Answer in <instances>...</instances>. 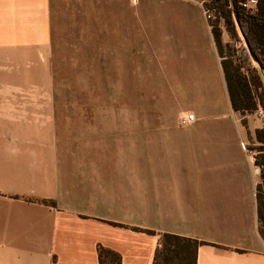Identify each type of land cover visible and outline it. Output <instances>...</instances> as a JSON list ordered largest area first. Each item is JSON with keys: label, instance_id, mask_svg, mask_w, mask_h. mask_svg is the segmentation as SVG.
<instances>
[{"label": "crops", "instance_id": "1", "mask_svg": "<svg viewBox=\"0 0 264 264\" xmlns=\"http://www.w3.org/2000/svg\"><path fill=\"white\" fill-rule=\"evenodd\" d=\"M117 2L0 0V264H99V246L120 264H152L162 233L202 242L195 264H264L249 149L264 119L231 110L196 3L151 9L164 73L180 76L194 107L190 129L167 115L55 113L61 27H80L92 10L118 18Z\"/></svg>", "mask_w": 264, "mask_h": 264}, {"label": "rangeland", "instance_id": "2", "mask_svg": "<svg viewBox=\"0 0 264 264\" xmlns=\"http://www.w3.org/2000/svg\"><path fill=\"white\" fill-rule=\"evenodd\" d=\"M170 2L196 3V0H118L117 13H114L118 18L110 17L113 13L108 10L110 14L106 21L92 10L89 13L91 19L90 16L77 19L81 25L70 28L71 34L67 27H61L51 57L53 96L58 100L55 101V113L167 115L175 117L179 127L190 129V124L183 126L180 119L193 115L194 107L181 99L180 76L164 73L162 46L159 49L157 41L160 36L152 32V28L161 25L162 21L151 17L152 13H160L151 9ZM134 6L136 10L132 11ZM100 14L104 16L103 11ZM104 22L108 25H103ZM219 27L238 55L245 54V43L232 42L222 22ZM73 30H78L74 31L77 36L73 35ZM39 78L47 80V75H29V82ZM257 146L251 145L249 149L254 150ZM257 176L260 177V169Z\"/></svg>", "mask_w": 264, "mask_h": 264}, {"label": "trees", "instance_id": "3", "mask_svg": "<svg viewBox=\"0 0 264 264\" xmlns=\"http://www.w3.org/2000/svg\"><path fill=\"white\" fill-rule=\"evenodd\" d=\"M244 0H211L207 7L217 16L209 21L211 34L219 57L229 105L241 116L260 110L264 119V0H258V10L249 14L242 6ZM222 24L232 42L246 43L245 54L230 43H223ZM241 37V40H239ZM251 59L256 63L252 64ZM245 124V121H243ZM257 142L255 164L260 169L261 183L256 187V211L259 234L264 241V128L254 133ZM202 242L174 234L158 235L152 264H195L197 247ZM99 264H120V256L98 247Z\"/></svg>", "mask_w": 264, "mask_h": 264}, {"label": "built area", "instance_id": "4", "mask_svg": "<svg viewBox=\"0 0 264 264\" xmlns=\"http://www.w3.org/2000/svg\"><path fill=\"white\" fill-rule=\"evenodd\" d=\"M211 0H196V4L201 8V11L203 13V16L207 22L215 20L216 15L207 7ZM241 6L249 13V14H255L258 10V0H244V2L241 3ZM222 22V20L220 19ZM211 28V26L209 25ZM194 120L193 115H187L180 119L181 125H187L188 123L192 122ZM241 148L245 151L246 146L241 143ZM253 173L255 175L259 174V168H255L253 170Z\"/></svg>", "mask_w": 264, "mask_h": 264}, {"label": "water", "instance_id": "5", "mask_svg": "<svg viewBox=\"0 0 264 264\" xmlns=\"http://www.w3.org/2000/svg\"><path fill=\"white\" fill-rule=\"evenodd\" d=\"M245 45H246V43H245ZM246 48H247V50H248V52H249V48H248V46L246 45ZM249 54H250V52H249ZM251 55V54H250Z\"/></svg>", "mask_w": 264, "mask_h": 264}]
</instances>
